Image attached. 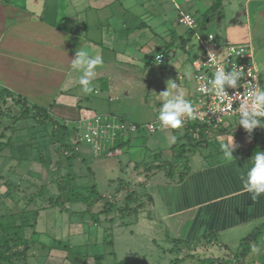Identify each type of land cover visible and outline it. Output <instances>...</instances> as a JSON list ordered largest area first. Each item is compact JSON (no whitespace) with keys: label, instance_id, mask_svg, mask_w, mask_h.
Masks as SVG:
<instances>
[{"label":"crops","instance_id":"1","mask_svg":"<svg viewBox=\"0 0 264 264\" xmlns=\"http://www.w3.org/2000/svg\"><path fill=\"white\" fill-rule=\"evenodd\" d=\"M182 12L194 14L198 29L216 33L221 41L248 44L264 86V0H0V91L24 97L58 124L51 133L55 155L46 165L44 157L40 161L30 155L35 151H28L36 133L26 142L22 128L16 129L18 120L10 123L21 106L13 97L6 104L9 113L2 115L5 124L0 125V264H117L122 255L109 219L100 218V212L118 211L123 219L136 213L147 233L158 234L161 225L174 241L217 234L211 237L217 241L200 244L202 249L212 244L231 249L264 224V195L253 201L240 180L250 157L264 150V127L250 136L237 124L239 118H229L210 133L202 126L183 127L180 134L176 129L141 131L112 158L97 156L89 145L79 146L77 134L73 142L57 137L60 129L63 135L77 133L63 124L78 125L94 112L137 123L153 121L162 103L159 93L167 85L171 89L173 81V94L182 91L192 101L198 94L192 62L201 49L194 30L178 23ZM77 50L103 57L92 94L81 91L82 73L71 68ZM159 53L164 59L158 63ZM229 136L239 145L231 163L222 159L220 150ZM192 137L201 141L194 148L188 142ZM183 143L190 148V172L184 181L171 183L164 171L145 181L142 165L175 160L173 147ZM60 144L68 146L62 150ZM99 170L109 172L116 186L113 195L97 189ZM89 176L93 181L81 183ZM121 182L134 188L130 208L135 212L120 211L127 196L119 190ZM139 185L141 195L135 190ZM82 189L87 196L79 194ZM14 235L16 242L10 241Z\"/></svg>","mask_w":264,"mask_h":264},{"label":"rangeland","instance_id":"2","mask_svg":"<svg viewBox=\"0 0 264 264\" xmlns=\"http://www.w3.org/2000/svg\"><path fill=\"white\" fill-rule=\"evenodd\" d=\"M6 106L8 105H6L3 102H0V113L3 114L9 113V109ZM48 114L44 111L42 116L41 114H38L35 117L33 115V110H30L23 118L18 120L19 122L18 121L16 122V129L22 128V130L21 129L19 130V132L22 134V139L23 137L26 138L29 137V134L32 135L36 133L35 136H33L35 138H32L34 142L32 144L33 149L31 146H29L28 151L29 150L35 151V152H31L30 155L37 156L38 160L41 159L40 161H42V158L44 157L45 158L44 161L46 162L44 161L43 162L46 165L50 164V162L53 160L55 155L54 152L51 150V148L53 149V145H54L53 144L54 137L51 135L52 129L54 127L52 124L53 118ZM3 116L5 117V115ZM13 117L12 118L10 117L12 120L10 121V123L15 122ZM39 118H43L42 119L43 121L42 120L38 121ZM3 119L4 118L2 117V115H0V125L5 124L4 123L5 120ZM66 125L68 127L73 128L75 132L78 133V129L75 128L77 126L76 123L68 122ZM176 130H177L176 131L177 134H180L181 131L182 133H184V129L182 128ZM61 132L62 130L60 129V132L57 136L59 140H62L63 142L64 141L73 142L76 133L71 131V133L63 135L61 134ZM78 140H79L78 142L79 146H82V144L91 146L90 144H87L85 141L81 139ZM24 141L27 142L28 138L25 139ZM12 144L14 145L16 143H12ZM36 146H40L38 150L36 149ZM211 148L215 149V147H213L212 145ZM200 150L204 151L205 149H200ZM14 152L17 153L16 150ZM43 154H45V156H42ZM105 158H112V157H105ZM120 159L124 160L125 159L124 155H121ZM146 163H149V161H147ZM106 169L108 171V168ZM85 170H86V165L84 164L83 171ZM108 173L109 172H104V171L100 172V170L98 171L97 189L101 193L110 192V195H113V193H116L115 192L116 186L112 183V181H110ZM129 174L131 173L130 172L125 173L123 176H125L126 178V176H128ZM91 181L93 180L90 176L88 178L81 179V183L84 184L90 183ZM142 188H143L142 185L136 187L135 190L137 195H141L143 191ZM80 191L82 193H85L83 190ZM91 191L92 190H89V192ZM118 194L119 193L117 192V195ZM146 201L147 200L143 202V205L146 204ZM118 214H119L118 211L115 212L113 211L109 215H107L105 212H100L99 214H97L99 215L100 218L102 219L108 218L110 221L109 225L111 227L110 230L113 236V240L114 241L117 240L116 249L122 255L121 258H119V260L117 259L118 260L117 264H119V262L120 264H236V255L243 248V246H241L240 244L233 245L231 246V249L228 250L218 246H213V244L212 246H205L204 249L196 245L197 248L195 247L193 250H190L188 248L189 246H186L185 244H179V246L176 247L173 237L170 234L165 233L166 228L164 226L158 225L157 231L159 233L157 234L154 231L155 234L152 235L147 233L145 227H142L140 223H137L138 217L136 216V213H134L132 216H125L124 219L118 216ZM121 221L126 224H121L122 226H120L119 223H121ZM257 244L260 245L261 252L259 254L253 253V255L249 259L254 258L256 259L257 263H259V261L260 262L264 261V230L263 233L260 235L259 242ZM189 254L192 255L187 256V258H185L182 261L176 260L179 257L182 258L183 256Z\"/></svg>","mask_w":264,"mask_h":264},{"label":"clouds","instance_id":"3","mask_svg":"<svg viewBox=\"0 0 264 264\" xmlns=\"http://www.w3.org/2000/svg\"><path fill=\"white\" fill-rule=\"evenodd\" d=\"M160 61V58H156ZM209 63L216 66V71L213 73V77L206 83H201L197 88V91L204 94H214L220 98V104L224 107L217 105L216 108L211 109L213 113L230 112L232 110L233 99L229 98L227 102L225 98L228 97V88L237 89V91L231 95L235 101H239L238 123L246 132L251 136L255 129L258 127H264V86L258 82L249 83L247 76L253 77L254 80L258 76L247 75L245 70L235 65L232 66L230 71H226L222 66L218 65V62L213 55V52H209ZM104 63L103 57L99 54L91 55L88 51L77 50L75 58L71 59V68L82 73L80 75L78 83L81 86V91L84 94H92L95 91L93 81L97 77V67L102 66ZM188 79H191V73H186ZM246 84L248 86L246 87ZM243 86L245 91L242 93L238 90ZM177 83L175 81L171 84V89H176ZM167 85V90L160 92L162 103L160 105L157 120L161 126V130L167 129H181L183 128L186 120H201L203 122L205 113L199 112L191 101L185 98L184 92H178L173 94ZM176 137L171 136L170 142L175 143ZM239 147L234 140V136H229L226 141H221L220 150L223 154L222 159L228 163L236 160L234 152ZM250 166L246 172L241 174L240 180L242 182V191L251 194L253 201L259 199L261 195H264V150L257 149L250 157ZM250 251L255 254L261 252V247L258 244L251 245Z\"/></svg>","mask_w":264,"mask_h":264},{"label":"built area","instance_id":"4","mask_svg":"<svg viewBox=\"0 0 264 264\" xmlns=\"http://www.w3.org/2000/svg\"><path fill=\"white\" fill-rule=\"evenodd\" d=\"M178 23L187 26L189 29L194 30L193 36L196 38L201 52L193 60L194 66V80L197 88L201 83H206L213 77L216 71V66L209 63V52L212 51L218 65L222 66L226 71H230L232 66L237 68L242 67L247 75L258 76L256 80L251 76L242 78L247 82L256 83L260 82V74L256 62L253 57V51L248 44H236L231 41H221L218 35L212 31H203L198 29V19L194 14L182 12L178 17ZM156 58H160V61ZM164 54L159 53L155 56V61L162 62ZM248 84H246V87ZM242 95L245 89L243 86L238 89ZM228 97L233 99L232 110L230 112H216L213 113L211 109L216 108L217 105L224 107L220 104V98L214 94H204L198 91L195 98L192 99V104L199 111L205 113L203 122L197 120H186L183 127H190L193 124L202 126L206 132H214L218 130L222 124L229 118H239L238 104L231 97L237 89L228 88ZM264 119V118H262ZM78 139L90 144L97 156L113 157L120 153L122 144L135 134L146 131L154 133L162 131L161 126L156 119L147 123H137L127 118L120 117L113 113L94 112L80 118L78 125ZM79 264H89L85 261Z\"/></svg>","mask_w":264,"mask_h":264},{"label":"trees","instance_id":"5","mask_svg":"<svg viewBox=\"0 0 264 264\" xmlns=\"http://www.w3.org/2000/svg\"><path fill=\"white\" fill-rule=\"evenodd\" d=\"M13 95H14L13 92H11L10 90H7V89H3L0 91V102L7 104L12 100V97H13L12 101L15 104L21 106L20 114L18 116H14L15 121L23 118L30 110H33V115L35 117L38 114H41V116L43 115L44 110H42L38 106L28 102V100H26L22 96L14 97ZM0 115H4V114L0 113ZM42 119L43 118H39L38 121H41ZM57 125H58L57 122H54V129L53 130L55 132H56ZM64 126L67 127L66 124H63V127ZM194 126L198 127L199 125L193 124L190 127H194ZM203 133H204V130H203ZM76 137L78 138V135H76ZM188 142H189V144H192L193 145L192 148H194L195 147L194 145L199 144L201 141L200 140L197 141V139H194L192 137V138L188 139ZM67 146H68L67 144H60L59 145V147L62 148V150H64ZM186 146L187 145L185 143H183L181 145L176 144L173 147L172 153H173V157L175 158V160L160 161L159 163L156 162V163H145V164H143L142 165V167H143L142 171H143V174L145 175V181H149L153 177V175H155L159 171H164L167 178L169 179V181H171V183L183 182L184 179L186 178V176L188 175V173L190 172L189 155L187 154V151L190 148L187 149ZM68 158L71 159V155ZM120 186L121 187H119V190L124 189L127 191L126 207H122L120 209V211L123 213H125V211H129L131 213L133 211L135 212L136 208H130V203H132L135 200V196H134L135 192L133 190L134 189L133 186L127 182L126 183L121 182ZM84 192L85 193H82L80 191L79 194H81V195L84 194V196H87V194H86L87 191H84ZM99 198H102V196H99ZM87 199H88V201H93V198L91 196H88ZM263 230H264V224L261 226H258L251 233H249L248 235H246L245 237H243L241 239L240 245L243 246V248L236 255V264H256L257 263L256 259H254V258L249 259L253 255V253L250 251V248H251L252 244H255V243L257 244L259 242V238H260V235L263 233ZM212 235H215V238L217 237V234L209 233V234H206L201 240H197L194 242H185V241L180 240V239H175V244H176V247L179 246V244H185L186 246H189L188 248L190 250H193L196 247V245L200 246V244H202L204 242H206V244H209L210 242L217 241L216 239L211 238ZM17 238H18V236L14 235L10 241L16 242L15 240H17ZM10 241L9 240L5 241L4 246H5V243H6V245H8V243ZM5 253H6V251H3V254H5ZM191 255L192 254L185 255L182 258L179 257L176 260L182 261L185 258H187V256H191ZM260 264H264V261L260 262Z\"/></svg>","mask_w":264,"mask_h":264}]
</instances>
